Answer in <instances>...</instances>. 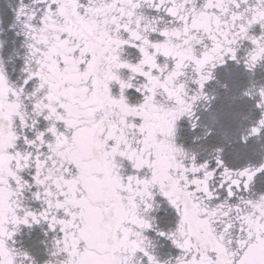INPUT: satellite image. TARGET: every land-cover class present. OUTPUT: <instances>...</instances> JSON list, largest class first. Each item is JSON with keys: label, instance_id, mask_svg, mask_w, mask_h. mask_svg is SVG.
Listing matches in <instances>:
<instances>
[{"label": "snow or ice", "instance_id": "6c2138e0", "mask_svg": "<svg viewBox=\"0 0 264 264\" xmlns=\"http://www.w3.org/2000/svg\"><path fill=\"white\" fill-rule=\"evenodd\" d=\"M0 264H264V0H0Z\"/></svg>", "mask_w": 264, "mask_h": 264}]
</instances>
